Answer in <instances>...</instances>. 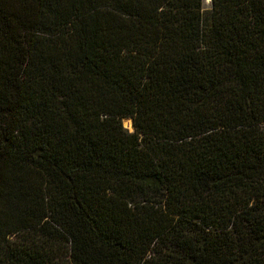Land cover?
<instances>
[{"label":"trees","instance_id":"1","mask_svg":"<svg viewBox=\"0 0 264 264\" xmlns=\"http://www.w3.org/2000/svg\"><path fill=\"white\" fill-rule=\"evenodd\" d=\"M203 3L0 0V264H264V0Z\"/></svg>","mask_w":264,"mask_h":264},{"label":"rangeland","instance_id":"2","mask_svg":"<svg viewBox=\"0 0 264 264\" xmlns=\"http://www.w3.org/2000/svg\"><path fill=\"white\" fill-rule=\"evenodd\" d=\"M203 9L205 11V18L209 19V15L211 12V4L207 1H204L203 3ZM128 118L127 120L124 119L122 120V125L123 128L127 129L129 132L133 131V126L131 127V121L132 119ZM25 184V183H24ZM30 186H33L31 183ZM25 195V194H24ZM7 197H12V192L8 193V190L4 188L3 185L0 186V212H4V202L5 198ZM48 199H45V202H47ZM12 213L11 209L5 210L4 214L5 215H10ZM52 216H56L54 213H52ZM35 231V230H34ZM36 233V231H35ZM35 233H31L29 237L35 235ZM42 235H38V238L41 239L42 244L46 246V250L49 252H52L53 254V259L50 264H72V259H71V245L70 241L66 238L65 232H63L60 229H56V227L52 225H47L45 229L41 232ZM9 236V235H8ZM40 236V237H39ZM10 239L14 238L13 235L9 237ZM20 243H22L20 241ZM172 246V245H171ZM170 246V247H171ZM170 249V248H169ZM154 252H151L149 254L150 257V264H159L160 261L163 259V254L165 247L161 249L159 245L153 246ZM162 250V252H160ZM160 252V253H157ZM173 252V250H172ZM181 255H183V251L180 250Z\"/></svg>","mask_w":264,"mask_h":264},{"label":"water","instance_id":"3","mask_svg":"<svg viewBox=\"0 0 264 264\" xmlns=\"http://www.w3.org/2000/svg\"><path fill=\"white\" fill-rule=\"evenodd\" d=\"M204 1H207V0H204ZM209 1V3H211V0H208ZM131 124H132V120H131ZM131 127H132V125H131Z\"/></svg>","mask_w":264,"mask_h":264},{"label":"bare ground","instance_id":"4","mask_svg":"<svg viewBox=\"0 0 264 264\" xmlns=\"http://www.w3.org/2000/svg\"><path fill=\"white\" fill-rule=\"evenodd\" d=\"M207 2H209V1L207 0Z\"/></svg>","mask_w":264,"mask_h":264}]
</instances>
